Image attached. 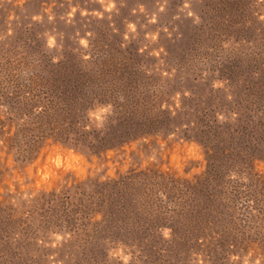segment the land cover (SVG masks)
<instances>
[{"label": "trees", "instance_id": "obj_1", "mask_svg": "<svg viewBox=\"0 0 264 264\" xmlns=\"http://www.w3.org/2000/svg\"><path fill=\"white\" fill-rule=\"evenodd\" d=\"M239 3L220 1L217 7L230 14L226 8ZM38 24L28 21L20 28L17 21H3L0 144L6 154L32 159L49 142L87 147L91 159L173 126L185 113L165 98L163 83L172 75L167 63L157 62L163 53L145 51L131 33L91 38L87 47L59 55L45 32L35 30ZM187 40L191 44L182 48L187 55L178 65L197 70L211 96L200 99L196 120L186 126L195 132L184 137L202 146L205 169L177 176L134 168L123 177L93 179L88 190L80 184L78 194L73 185L71 191H42L44 202L34 206L29 220L40 219L42 232L61 220L77 228L69 237L72 250L81 246L76 264H197V255L202 264H243L247 252L264 245V173L257 169L264 161V55L249 52L241 60L236 51L209 52L200 33ZM242 61L251 74L244 73ZM215 82L226 85L216 88ZM227 88L233 96L219 97ZM222 98L228 103L221 105ZM12 215L0 207L5 230ZM35 243L20 241L22 251ZM118 250L131 255L129 262L118 260Z\"/></svg>", "mask_w": 264, "mask_h": 264}, {"label": "rangeland", "instance_id": "obj_2", "mask_svg": "<svg viewBox=\"0 0 264 264\" xmlns=\"http://www.w3.org/2000/svg\"><path fill=\"white\" fill-rule=\"evenodd\" d=\"M220 1L240 3L227 7L228 14L217 7ZM5 20L8 26L17 21L20 28L28 21H38L35 30L45 32L49 45L56 47L59 55L79 44L87 47L91 38L113 39L115 33L125 31L127 37L131 33L132 38L140 40V46L146 47L145 51L163 53V60L157 62L167 63L172 75L163 83L165 98L172 109L177 107L185 113L179 112L173 126L160 128L120 150L95 154L91 159L87 147L75 150L46 142L34 158L19 160L6 154L0 144V207L13 212L8 230L0 222V264H76L82 260L81 246L72 250L74 237L69 238L76 235L77 228L61 220L57 222L61 225L42 232L37 227L43 224L40 219L29 220L34 206L44 202L40 198L42 191H71L73 185L78 194L82 190L80 184L88 190L93 179L123 177L134 168L162 169L177 176H191L205 169L202 146L184 137L195 132V128L186 130V126L196 120L198 104H204L200 99L211 96L197 70L194 73L184 64L178 65V58L187 55L182 48L191 44L187 40L189 34L200 33L209 52L236 51L241 60L249 52L264 55V0H0V40L5 37ZM160 45L164 47L158 49ZM241 68L247 75L253 72L245 61ZM221 85L226 84H213L216 88ZM233 94L231 88L218 93L219 97ZM227 103L226 98L221 99V105ZM257 169L264 173V161L257 164ZM22 233L29 235L19 238ZM20 241L36 243L22 251ZM255 246L257 249L244 255L243 264H264V245ZM114 255L124 263L131 258L121 250ZM195 259L197 264L206 263L200 255Z\"/></svg>", "mask_w": 264, "mask_h": 264}]
</instances>
